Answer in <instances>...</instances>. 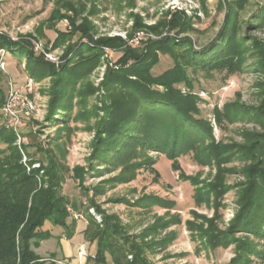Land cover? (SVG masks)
I'll list each match as a JSON object with an SVG mask.
<instances>
[{
	"label": "trees",
	"instance_id": "1",
	"mask_svg": "<svg viewBox=\"0 0 264 264\" xmlns=\"http://www.w3.org/2000/svg\"><path fill=\"white\" fill-rule=\"evenodd\" d=\"M250 3L251 0L229 2L219 33L201 50H196L190 38L177 43L175 37L163 36L158 40L148 39L142 47L129 45L120 37L94 38L97 31L91 17L98 12L96 5L87 13L84 2L59 0L49 18L53 24L51 27L55 28L54 24L64 19H68L72 26L71 31L58 30L52 43L54 49L66 46L59 69L43 54L35 52L33 41L36 35L28 34L19 42L0 36L1 47L27 61L25 68L31 73V78L37 81L52 78L47 118L50 122L64 121L63 129L57 133L59 139L65 130L70 129L67 122L74 108V98L79 97V102L95 92V87L85 79L101 64L105 49L122 53L115 63L118 68L109 67L103 81L108 102L97 123L91 170L101 174V169L95 165L97 162L112 166V170L120 169V174L110 179L115 186L133 180L143 167L154 172V160L149 157L154 151L170 160L191 152L198 162L210 167L214 165L217 175L210 182L189 178L184 173L181 175L196 186L198 206L205 202L215 207L213 217L202 216L201 224L188 222V226L192 233L200 235L209 249L223 248L236 242L235 256L229 264H264V78L257 85L258 105L248 107L232 102L223 109H214L219 126L223 127L226 122L234 123L245 115L257 125L256 130L243 134L242 142L226 143L216 140L211 121L202 116L201 100L194 94L195 82L189 70L234 74L247 70V61L253 60L250 67L264 75V39L242 35V27L237 22L238 10H234L236 5L245 9ZM84 12L87 15L81 19ZM135 17V27L129 38L146 28L156 32L163 24L148 27L139 15ZM256 20L249 23V28L262 30L264 15ZM165 23L170 29L186 31L191 26L188 18L178 13ZM76 35H81L80 40L71 44V38ZM82 38H87L88 42L81 43ZM161 55L170 56L174 66L154 76L153 69L159 65ZM2 74L4 72L0 69V94L3 98ZM180 86L188 92H183ZM13 135V131H0V138L8 143L10 151V155L0 160V264H59L63 259L38 253L41 243L53 238L49 230H43L47 222L62 227L63 236L70 240L83 233L89 243L86 264H155L148 252L154 254L173 240L170 235L158 236L172 227L174 221L179 222L178 216L170 219L157 217L140 234H132L117 214L108 213L92 199L91 206L101 216L102 223L88 211L86 228L79 231L78 220L74 219L68 207L78 212L80 207L60 192L69 168L51 153L47 167L49 186L40 187L38 181L21 166V155L13 144ZM236 158L243 163L239 169L243 177V182L238 185L239 209L230 225L222 229L218 224L219 209L228 191L224 177L230 171L224 169V164ZM85 172V169L77 167L74 177L83 181ZM96 191L104 193V189ZM136 204L149 209L155 205L167 209L176 206L172 201L151 195L143 196ZM69 217L73 218L72 223H68Z\"/></svg>",
	"mask_w": 264,
	"mask_h": 264
},
{
	"label": "rangeland",
	"instance_id": "2",
	"mask_svg": "<svg viewBox=\"0 0 264 264\" xmlns=\"http://www.w3.org/2000/svg\"><path fill=\"white\" fill-rule=\"evenodd\" d=\"M59 0H0V31L6 37L14 36L20 39L28 34L36 35V40L43 45L44 51L50 53L52 57L45 59L59 69L65 55V47L52 48L57 37V31H71L72 26L68 19L55 23L52 28L49 18L52 11L57 6ZM84 2L87 6L86 12L96 5L98 12L91 17L96 26L97 37H120L129 45L142 47L148 39L158 40L163 36L175 37L177 43L190 38L194 41L196 50H201L209 44L219 33L227 12V5L234 0H75ZM238 10L237 22L242 27V35L258 36L264 39V27L262 30H252L249 23L256 22L258 16L264 15V0H251V3L241 9L238 5L234 7ZM82 14L81 19L87 13ZM174 13L187 17L190 21V29L180 30L166 25ZM136 15L146 26H159L156 32H150L149 28L140 30L129 38L132 29L135 27ZM258 15V16H257ZM260 18V17H259ZM1 36V35H0ZM81 35H76L70 43L79 41ZM248 40L250 38H247ZM88 42L87 38H82L81 43ZM142 42V43H140ZM122 53L112 49H105L101 64L92 71L85 82L95 87V92L84 100L79 97L74 98V108L68 119L69 130H65L62 138H57L58 131L63 129L64 121H54L47 118L50 111V87L52 78L46 77L41 81L31 78V73L25 68L27 61L11 54L8 51L4 66L6 71L2 74L3 98L0 94V110L6 102L10 83L21 94L27 91L30 85L33 104V111L24 116L18 124V132L0 121V131H13V144L20 153V163L27 174L38 181L40 187L49 186L48 165L50 155L55 154L60 162L69 168L65 172V180L62 182L61 193L68 197L70 202H74L80 207V211H75L69 206L68 210L78 219L79 231H83L87 225V212L89 211L99 223H102L101 216L91 206L93 199L102 209L110 214H117L122 223L132 234H140L146 227L152 225L157 217L170 219L178 216L180 221L173 222L172 227L163 230L158 238L172 236L171 240L164 248L156 253L148 252L149 258L155 264H229L235 256V244L218 249L207 248L197 232L192 233L188 222L197 225L203 222L202 216L209 218L215 214V207L208 206L205 202L198 206L195 200L196 186L185 180L181 175L184 173L189 178H198L202 182H210L217 175V168L212 165H205L194 158L193 153H186L175 160H170L164 154L152 152L149 157L154 160L152 169L141 168L136 172L133 180L126 183L113 185L110 179L120 174V169L112 170V166L95 163L100 170L92 171L90 166L92 160V143L96 136L98 120L104 115L103 107L106 106L107 95L103 81L107 69L118 68L116 62ZM71 57V55H70ZM161 61L153 69V75L158 76L164 71L172 68L174 62L168 55H161ZM253 60H248L247 70L229 74L226 72L211 71L206 74L204 71L192 72L194 78V94L200 98L199 106L202 116L208 118L214 127V135L218 142H242L245 132L254 131L257 125L252 122L247 115L241 117L234 123H225L219 126L214 109H223L226 104L239 102L240 104L253 107L258 105L259 89L257 85L264 78L263 74L256 72L250 65ZM37 78L36 75L33 76ZM33 80V82H32ZM183 92H188L186 88L180 86ZM6 96V97H5ZM5 98V99H4ZM24 109V108H23ZM22 117V116H21ZM10 151L8 143L0 138V160H4ZM178 165V167H177ZM243 163L234 159L228 164H224V169H229L224 177L225 185L228 187L226 195L223 197V206L219 209L220 217L218 224L225 229L230 225L232 219L239 209L238 199L243 177L239 169ZM81 167L86 170L83 181L76 179L75 169ZM110 169V170H109ZM104 189L100 194L96 190ZM151 195L160 197L176 203L170 209L160 206L152 208H141L137 206L139 199L143 196ZM124 202H121V201ZM135 203V204H134ZM198 216H197V215ZM84 215V216H83ZM73 218L69 217L68 223H72ZM43 230H49L53 238L41 243L38 253L41 256H49L63 259L62 246L72 243L76 247L75 256H70L66 260L59 261V264H86L89 243L85 240L83 233L76 234L70 240L60 226H55L47 222ZM63 237L62 239H60ZM238 237L239 234H238ZM252 240L257 239L250 236ZM64 241V242H63ZM67 241V242H66Z\"/></svg>",
	"mask_w": 264,
	"mask_h": 264
},
{
	"label": "built area",
	"instance_id": "3",
	"mask_svg": "<svg viewBox=\"0 0 264 264\" xmlns=\"http://www.w3.org/2000/svg\"><path fill=\"white\" fill-rule=\"evenodd\" d=\"M0 35H3L2 31H0ZM9 39L14 42L19 40L18 37L11 35ZM34 47L36 53L44 54L47 59L52 60V57L49 55L50 53H46L44 51L43 45L41 43L34 42ZM7 54L8 51L0 46V69L2 71H6L4 62L6 60ZM29 87L30 85L27 87V91H25L24 94H21L11 81L8 98L1 110L2 114L0 113V121L2 120L3 124L13 128L16 132H18V124L20 120H22V118L24 119V116L29 115L30 111H33L32 109L35 107L31 93L32 90H30ZM77 218H79V216H76V219Z\"/></svg>",
	"mask_w": 264,
	"mask_h": 264
},
{
	"label": "crops",
	"instance_id": "4",
	"mask_svg": "<svg viewBox=\"0 0 264 264\" xmlns=\"http://www.w3.org/2000/svg\"><path fill=\"white\" fill-rule=\"evenodd\" d=\"M63 244L64 245L62 246V243L60 242V245L62 247L63 257H64L63 260L68 259L70 256H73V255L75 256L76 247L72 245V243H67V245H65V243Z\"/></svg>",
	"mask_w": 264,
	"mask_h": 264
}]
</instances>
